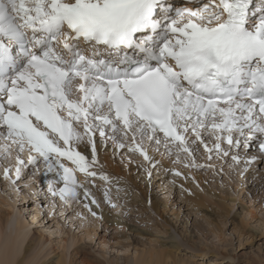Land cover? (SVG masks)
Returning a JSON list of instances; mask_svg holds the SVG:
<instances>
[{
	"label": "snow or ice",
	"instance_id": "6c2138e0",
	"mask_svg": "<svg viewBox=\"0 0 264 264\" xmlns=\"http://www.w3.org/2000/svg\"><path fill=\"white\" fill-rule=\"evenodd\" d=\"M109 146L149 183L165 159L264 160V0H0L3 179L100 220L77 173L109 181Z\"/></svg>",
	"mask_w": 264,
	"mask_h": 264
},
{
	"label": "rangeland",
	"instance_id": "374dc122",
	"mask_svg": "<svg viewBox=\"0 0 264 264\" xmlns=\"http://www.w3.org/2000/svg\"><path fill=\"white\" fill-rule=\"evenodd\" d=\"M130 155L125 149L123 161L120 151L113 157L121 165L135 169L131 165L141 164L142 160L132 156L129 162ZM216 160L218 158L215 156L209 161L197 153L198 163L212 164L213 167L210 170L191 169L189 174L176 177L173 171L187 172L188 169L172 161L167 163L165 159L163 169L153 170V181L157 183L152 184V194L144 201L127 180L121 183V179L116 181L108 176L109 181L87 183L89 192L101 201L107 214L121 222V225L115 226L114 223L107 225V228L102 226L105 221L97 226H94L95 222H90L95 233L91 239L87 238L89 230L83 232L77 227L80 224L77 220L82 214L88 213L82 211L84 207L79 206V203L73 202L69 208L62 204L53 207L51 198L45 196L46 188L41 191L42 185L27 188L20 182L24 191L17 193L3 179V169L0 167V215L2 212H11V207L17 205V208L26 209L23 212L26 218L30 217L31 222H34V217L37 218L32 225L33 234L39 231L48 239L46 244L39 247L42 251L39 264L44 261L45 251L51 257L64 252L60 244L67 241V246H70L69 237L74 235L80 240L66 253L72 254L75 248L81 247L89 260L99 264H110L115 259L121 261L120 264L140 263L143 259H149L150 264H264V160H258L243 177L238 176V169L228 170L232 164L230 159L227 162L220 159L221 164H217ZM195 170L206 174L202 176L204 182L198 179L199 176L195 179ZM77 174L84 178L83 174ZM83 180L80 181L83 183ZM152 196L158 202L161 198L159 203L167 206L170 215L168 213L165 216L166 220H173L177 216V228L175 220L166 223L153 216L149 206ZM111 204L116 207L113 208ZM12 232V228L6 230L5 227V236H10ZM5 243L6 240L1 239L0 256L4 254ZM25 247L24 244L20 257Z\"/></svg>",
	"mask_w": 264,
	"mask_h": 264
},
{
	"label": "bare ground",
	"instance_id": "6f19581e",
	"mask_svg": "<svg viewBox=\"0 0 264 264\" xmlns=\"http://www.w3.org/2000/svg\"><path fill=\"white\" fill-rule=\"evenodd\" d=\"M177 3H181V2H179L177 0ZM116 152H118V151H116ZM150 154H152V153H150ZM113 156H114L113 155V149L111 146H109V148L106 151H101L100 157H99V164L102 165L103 167L102 168H100V167L96 168V170H100V172H98V173L106 174L109 177L112 176L113 179L115 178L116 181L121 179V183H122V181L127 180L130 183V187H133V189L135 190L134 192H137L138 195H141V198L143 199V201L148 200L150 198V195L152 194V190H153L152 187L154 185H156L157 182L154 184L155 181H153V177H152L151 183L147 182L146 178L145 179L143 178V177H145V175L144 176L142 175L143 169L139 168L140 164L135 163V164L131 165L132 167L135 168V169H133L130 166L121 165L119 162H117V160L116 161L114 160L115 158ZM133 157H135L136 160L137 159L142 160L139 158L138 155L133 156ZM157 159H159L158 155H157ZM216 161H217V164H221L220 159H218ZM164 162H165V160L163 161V163ZM167 163H172V162L170 160H167ZM180 164H182V163H180ZM230 164H231V162H230ZM222 165H224V164L222 163ZM182 168L183 167H181V169ZM220 168H221V166H220ZM157 169L160 170V168H157ZM228 170L233 171V168L229 167ZM189 171H191V169H188L187 172L186 171H180V172L182 173V175H186L187 173L189 174ZM193 174H194L195 179L199 176L198 179L201 182L205 181V179L203 178L206 176L205 173L204 174L198 173V171L195 170L193 172ZM196 174H199V175H196ZM83 179L84 178L81 177V181ZM91 181L96 183V182H99L102 180L99 178H96L95 180H91ZM91 181H85V179H84L83 183L89 184V182H91ZM111 183H112V181H111ZM113 183H115V181ZM115 184L117 185V183H115ZM152 184H154V185H152ZM113 186H114V184H113ZM87 187H89V186H87ZM90 194H91V197H94L100 203L99 208H96L95 205H92L93 210L96 211L97 214L102 217V219H100V220L94 219L89 214L88 210L84 207V203H87L88 201L84 199L82 194L78 197V199L73 200L74 203H79V206L84 207L82 209V211L86 210L88 212L87 214L86 213L82 214V212H81L80 214H82V216L85 217V219L80 218L77 220L80 223L77 226V227H79L78 228L79 230L82 229L83 232H86L87 230H89L87 233L88 239H91V236L95 234L94 230H92V224H90V222H92V221L96 223L94 226H97L98 224L100 225L102 222L105 221L102 226L106 227V228H107V225H112L114 223H115V226L121 225L120 220L119 219L116 220L115 219L116 217L111 216V214H107V210L104 208L103 205H101V201L98 200L93 193L90 192ZM160 199H159V202H160ZM150 202H151V205H149V206H151L150 209H152V212L154 213L153 216L158 217L162 221H166V223H168V220L169 221L175 220L176 221V222H174L175 228L178 227L177 222H179V219L177 218V216L174 217L173 220L172 219H167V220L165 219V216L168 213L170 215V212H168V208L166 205L162 206L161 203H159L156 199L153 198V196L151 197ZM197 203H199L201 206H203V204L200 203L199 201ZM11 210H12L11 212H7V213L2 212L0 215V241H1V239L6 240V243H5L6 247L4 250V254L0 256V264H39L41 261V259H39V257L41 256V253H42V251L39 250V247L43 244H46L48 242V239H46V237L42 233H40L39 231L37 234L36 233L33 234L32 225L34 224V222H36L37 218L36 217L33 218L34 222H31L30 217L26 218L25 217L26 213L23 212L26 209L17 208V205H15V206L11 207ZM233 210H234V208H233ZM231 213H232V211H231ZM16 216H19V218L16 219ZM21 218H22V220H21ZM5 227H6V230H7V228L13 229V232L8 237L5 236ZM59 233H62V231H60ZM181 233H179V234L181 235ZM43 240H44V242H43ZM69 240H71L69 243L70 246H67V244H66L67 241H65L63 244H60V247H63L64 252L56 255L55 257H51V255L45 251L44 252V261L42 262V264H99L93 260H89L85 254V251H82L83 248H81V247L75 248L72 254L66 253V250H70L71 248H73L75 243H77V241H79L80 239H77L76 235H74V236L69 237ZM24 244L26 247H25L23 256L20 257L22 250L24 248ZM47 259H49V260H47ZM150 262L151 261L149 259H143L140 263L138 261H135L134 264H150ZM120 263H121V261L115 259L110 264H120ZM128 264H131V262H129Z\"/></svg>",
	"mask_w": 264,
	"mask_h": 264
}]
</instances>
